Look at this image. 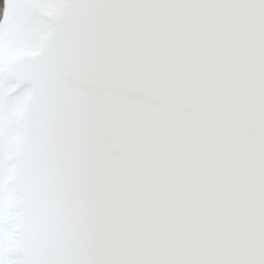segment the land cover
I'll list each match as a JSON object with an SVG mask.
<instances>
[{"label":"snow or ice","instance_id":"obj_1","mask_svg":"<svg viewBox=\"0 0 264 264\" xmlns=\"http://www.w3.org/2000/svg\"><path fill=\"white\" fill-rule=\"evenodd\" d=\"M45 69L20 232L0 149V264H264V0H3L0 83Z\"/></svg>","mask_w":264,"mask_h":264},{"label":"water","instance_id":"obj_2","mask_svg":"<svg viewBox=\"0 0 264 264\" xmlns=\"http://www.w3.org/2000/svg\"><path fill=\"white\" fill-rule=\"evenodd\" d=\"M10 57L13 61L35 58L23 56L18 48L10 50ZM0 88L5 93V102L10 100L8 127L0 140L3 166L8 173L3 226L20 232L33 211L29 207V190L37 180L41 157L55 130L59 99L48 69L36 76L10 73Z\"/></svg>","mask_w":264,"mask_h":264},{"label":"trees","instance_id":"obj_3","mask_svg":"<svg viewBox=\"0 0 264 264\" xmlns=\"http://www.w3.org/2000/svg\"><path fill=\"white\" fill-rule=\"evenodd\" d=\"M3 3V0H0V4H2Z\"/></svg>","mask_w":264,"mask_h":264}]
</instances>
